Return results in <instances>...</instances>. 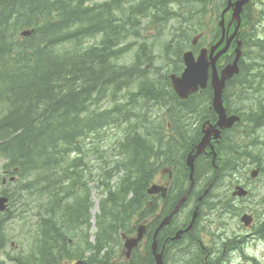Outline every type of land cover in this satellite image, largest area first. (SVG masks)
<instances>
[{
    "label": "flooded vegetation",
    "instance_id": "obj_1",
    "mask_svg": "<svg viewBox=\"0 0 264 264\" xmlns=\"http://www.w3.org/2000/svg\"><path fill=\"white\" fill-rule=\"evenodd\" d=\"M146 1V0H143ZM239 0H204L211 13H221L230 3V8L224 15L231 21L234 4ZM156 0H148L144 6H155ZM201 4V5H203ZM178 7V6H176ZM206 9V10H207ZM264 0H246L241 7L240 25L235 37L231 40L225 55L215 62V74L220 77L222 69L234 58V50L240 42L241 56L237 62L238 73L225 80L221 91V101L226 118L231 122L216 126L219 113L214 109V89L211 86V69L205 88H199L186 99H179L174 93L166 76L178 75L173 64L166 71H157L156 75L164 74V84L152 86L149 91L156 92L149 101L148 114L140 111L127 112L124 123L133 122L134 127L144 129L150 139V179L139 184L140 190L152 189L151 193H139L133 198L136 205L134 214L138 219L130 227L128 234H122V239H135L141 236L138 244L130 251L124 252L125 261L119 264H264V261L248 256L245 249L256 248L264 242V182L254 180L260 175L264 180V166L255 162L254 151L264 147ZM130 26L129 23H121ZM155 25V24H154ZM236 21H232L228 36L233 33ZM262 35L256 38V30ZM212 37L204 44L202 35L190 40L184 51H190L194 56L202 49H209L220 39V29L215 27ZM226 39V37H225ZM225 39L216 49L219 51L225 45ZM154 37H144V43L152 45ZM258 41L261 44H258ZM132 49L128 47L129 51ZM155 50V48L153 47ZM140 51L134 50L136 54ZM151 53H158V49ZM181 53V55H182ZM149 53H144L143 62L139 68L145 75L151 74ZM173 142V144H172ZM203 142L200 154L194 158L193 180L190 181L186 158L189 153L195 154V147ZM185 149L177 153L176 145ZM116 155L115 151H110ZM180 155V157H174ZM257 160L264 161L263 156ZM112 160H108V163ZM129 167V166H127ZM250 169L256 170L257 176L241 179L230 186H224L219 178L241 172L244 175ZM251 170V171H252ZM254 179V180H250ZM150 187V188H149ZM242 189L245 195L236 194ZM186 198L182 201L183 197ZM182 201V202H181ZM82 213L77 222H62L60 216H55V230L50 232L46 222L47 216L42 215L41 230L50 237L47 239L52 248L55 264L60 263L61 247L54 239L70 243L72 250L84 253L85 257L96 258L95 262L86 264H108V255L101 248V257L96 255L94 248L86 240L80 248L65 231L70 233L81 231L78 235L84 239L92 233L93 226ZM133 214V215H134ZM141 219V221H140ZM141 222V226L138 224ZM61 234V235H60ZM127 236V237H124ZM133 236V238H129ZM60 237V238H59ZM102 240H106L103 234ZM76 241V240H75ZM89 241H92L89 236ZM82 242V241H76ZM103 243V242H102ZM50 247V246H48ZM47 247V248H48ZM143 255H149L146 260ZM264 255V253H262ZM116 264V263H114Z\"/></svg>",
    "mask_w": 264,
    "mask_h": 264
},
{
    "label": "trees",
    "instance_id": "obj_2",
    "mask_svg": "<svg viewBox=\"0 0 264 264\" xmlns=\"http://www.w3.org/2000/svg\"><path fill=\"white\" fill-rule=\"evenodd\" d=\"M87 1L0 0L1 169H16V180H28V188L21 195L33 190L38 182L43 183L48 198L43 206L49 207L45 215L50 232L55 230L52 223L55 216H60L62 222L72 224L90 208L88 201L74 204L62 202L63 198H86V183L81 180L84 176L80 173L86 162L81 163L80 170H77L80 159L67 162L61 177L66 181L61 182L55 190L54 182L58 180L54 169L56 160H66L87 134L97 133L108 124L119 123L118 112L111 111L102 117L103 114L96 115L91 108L97 107L104 96L111 102L113 97L123 93L121 101L126 102L130 112H133L136 97H140L142 104L148 103L156 95L149 89L158 81L164 84L162 77L147 79L144 77L145 71L139 69L144 53L148 52L145 43L141 45L135 61L123 69L114 70V62L119 55L112 52L113 40L119 38L123 31L117 24L123 21L132 24L137 20V15H146L144 4L148 0L132 7L137 12L131 9L127 13L120 5L121 0L110 1V9L96 4L91 7ZM174 1L184 3L183 0H159L154 7L156 22L166 23L174 16L173 12H166L161 6ZM196 1L187 0V3L196 4ZM195 13L189 10V21ZM29 28L34 29L33 34L27 38L21 37L20 32ZM97 36L98 45H86L89 39ZM180 42L183 44L182 39ZM178 56L180 58V54ZM129 78L133 82L127 84ZM134 86L138 87L136 92ZM127 100H130L129 103ZM128 125L126 133L131 128L133 134L120 144L125 177L120 186L104 190L106 194L103 192L100 213L96 217L100 239L97 237L95 243L100 249L103 234L106 239L112 240L113 233L121 230L119 224L122 226L124 219L133 216L135 210L130 209L136 206L133 198L144 191L138 189L139 184L147 183L151 175L148 135L143 128H134L132 121ZM176 149L180 153L185 148L177 144ZM38 160L46 161L41 169L38 168ZM31 183L33 187L29 189ZM113 209L121 211L112 213ZM37 212L40 213V210ZM38 236L35 232L33 239ZM4 242L3 222L0 221V249L4 247ZM61 244L62 248L67 245L63 240ZM36 248L33 253L20 256L23 260L19 259V264H29L30 258L38 262L39 248L46 253L45 264L54 262L51 255L54 245L51 246L46 238L42 245L38 239ZM100 249L94 248L96 255Z\"/></svg>",
    "mask_w": 264,
    "mask_h": 264
},
{
    "label": "rangeland",
    "instance_id": "obj_3",
    "mask_svg": "<svg viewBox=\"0 0 264 264\" xmlns=\"http://www.w3.org/2000/svg\"><path fill=\"white\" fill-rule=\"evenodd\" d=\"M110 0H93L95 3H102V2H108ZM179 5V3H178ZM125 7H128V4L125 5ZM174 9V10H173ZM196 10L197 7H185L181 9L180 7H173L171 10L180 13L185 12L187 10ZM207 9V8H206ZM200 11V10H199ZM203 11L201 15L197 17H193L191 19V25L195 28H188L189 25L188 22L182 21V18L180 16H177L176 18H172L168 21V25L165 28H160L159 26H155L149 22V19L144 18L141 20V35L144 37H154L158 34V30L160 33H164L166 30L171 31L172 35H179L182 33H187L189 30H193L195 33L189 35L188 43L191 39H193L197 34L202 35V40L204 41V44L209 41V39L212 37V35L215 32V27L218 21V15L219 13H211ZM186 15V14H185ZM204 23V25H202ZM261 25L264 27V20L262 19ZM256 38H258L259 35H262V33L257 29L256 30ZM199 34V35H200ZM264 36L261 37L263 39ZM138 42H142V40H139ZM167 41H164L163 39L158 40L157 43L159 44V47L161 44L166 43ZM188 45V44H187ZM134 56V52H121L120 57L117 59V61L114 62V70L121 68L123 69L128 63L132 60ZM160 65V64H157ZM163 71V70H162ZM154 73H151L148 75V79L152 78V75ZM121 76L123 77L124 74L122 73ZM123 80L121 79V82ZM122 97L123 93L118 94ZM142 106V108H148V103L142 104L137 99L136 106L139 108V106ZM147 106V107H146ZM140 113L142 111L140 110ZM88 136L85 140H83L77 147H76V155L81 156L84 161L86 162V165L82 167L80 170L81 173L85 171H89L90 175L85 176L84 180L87 183L86 189V198L77 199V203H83L84 201H88V203L91 205L90 208V218L95 216V214L100 213V199L103 197V189L105 187L106 181L109 182L110 186H113L114 188L121 185V173H117L113 178L110 180V175H105L106 171L111 167V165L108 163V159L104 158L100 155V152L103 151L100 150L101 147L99 145H94L96 143L101 144L102 136L101 135H93ZM261 142L258 141L259 145L263 149H259L253 152L255 156V162L260 163L261 166H264V161L257 160V158L262 157L264 158V147L262 146ZM102 146V144H101ZM91 149H93L95 152L91 153ZM99 149V150H95ZM45 160H38V163L40 164L38 166L39 169L43 168V164L45 163ZM55 168L58 170V174H62L66 170V163H57L55 165ZM252 169L247 171L244 175L241 176V172H233L232 174H228L227 176L221 177L218 179L220 184L224 186H230L231 184L236 183L237 181H241V179H249V175L252 172ZM103 176H107L103 177ZM251 180V179H250ZM254 180V179H253ZM256 182H264V180L260 179V175L257 178V180H254V184ZM26 183V180L24 181ZM24 183H20V185H26ZM27 186V185H26ZM31 187H33L31 185ZM150 188V187H149ZM6 191L8 194H12L13 191V185L10 183H5L2 186L0 185V191ZM80 191H77V193ZM129 199H131V196H129ZM9 208L6 214H4L2 217H7V220L3 223V233L7 235V237L12 241L13 243L17 244L18 240L20 238H25L28 242H26L28 245L35 247L36 241L40 238V236L43 234L41 227L43 221V214H47L46 211L49 208L48 206L44 207L43 205L47 203L48 198L45 194L44 185L38 184V186H35L32 192L21 195H12L11 199H9ZM68 200V199H66ZM65 200V202H66ZM76 199H73L75 201ZM72 201V199L70 200ZM42 207H39L41 206ZM40 210V213L37 212V210ZM131 210H136V206H133L130 208ZM120 212L121 210L113 209V212ZM139 214H134L131 216L130 219H124L123 225L121 226L119 224V228H121L120 231H116L113 233V239L112 240H101L103 243L101 245V248H103V251L105 254L108 255V264H119L125 261V254L127 253L124 249V241L120 239V236L122 234H128V231L130 227L135 223V220L138 219ZM141 221V219H140ZM54 224L55 222L52 221ZM90 223L93 226L94 220L90 219ZM141 226V222L138 224V227ZM28 232V234H26ZM37 232L40 236L33 239V234ZM81 231L74 232L73 234L69 235V238L75 239L76 241H82V242H76L75 240H71L76 243L77 246L80 248H83L85 246L84 242V236L78 235ZM91 232L89 235L91 236L92 241L87 240V242L93 246L95 245V241L97 237L99 238V235L94 232V229H91ZM61 235V234H60ZM43 236V235H42ZM44 238L48 239L50 237V234L48 232H45ZM127 237V236H124ZM60 238V237H59ZM129 238H133V236H130ZM100 239V238H99ZM125 240V239H124ZM56 245L61 247L60 239H54L53 240ZM95 243V244H94ZM11 248L7 247L5 251L0 252V264H10L5 260V253L13 254V252L10 250ZM40 250H43L40 248ZM30 254V251H25L24 255ZM84 253H77L72 250L70 245H66L65 248L62 249L61 257H60V263L59 264H76L80 261H91L95 262L96 258L94 255L89 258L88 256L85 257L83 255ZM101 257V251L98 254ZM36 264H45L44 260L38 261ZM55 264V263H54Z\"/></svg>",
    "mask_w": 264,
    "mask_h": 264
},
{
    "label": "water",
    "instance_id": "obj_4",
    "mask_svg": "<svg viewBox=\"0 0 264 264\" xmlns=\"http://www.w3.org/2000/svg\"><path fill=\"white\" fill-rule=\"evenodd\" d=\"M244 2H245V0H241L238 3H236V8L233 12L232 18H236L238 20V24H239L240 8ZM226 10H228V8ZM219 24H220V27L222 29V37H221L219 43L211 48L210 55H209L210 61H208L206 50H202L199 53L196 61L194 60L191 53L188 52V53L183 54L182 58H183V61L185 64V70H184V72L180 78L172 77L173 90L180 99H185L189 94H191L192 92H195L198 89V87H200V88L205 87L208 66L211 65L212 71L213 72L215 71L214 62L216 61V59L220 55H222L226 51V48L228 47L230 40L235 35L236 30L234 31V34H232L231 37L227 40L224 49L221 50L220 52H218L213 57L212 56L213 52L220 45V43L224 37V34H225L224 23H223V14L221 15V21L219 22ZM22 35L23 36L27 35V32H23ZM239 54H240L239 50H236V55H235V58H234L232 64L227 65L221 71L220 78H218V76L216 74L212 75V86L214 89L213 106H214V109L219 113V120H218L216 126L227 125L231 122V119L226 118L224 113H223L222 105H221V101H220V93H221V90L224 86V81L226 79L232 77L234 74H236L238 72V68H237L236 64H237V61L239 58ZM202 146H203V142L198 145V147H197L198 151H196L195 155H193V156L189 155L187 160H186V166L190 169V172H191L190 173V179H192V170H193L194 158H195L196 154L199 153V150L202 148ZM255 174H256L255 172L252 173V177H254ZM150 192L151 191L148 190V193H150ZM236 194L245 195V192L242 189H238ZM183 200H184V198L182 199V201ZM6 202H7L6 198L0 197V212L5 209ZM135 242L136 241H134V243H132V244H135ZM126 248L128 250L130 249V247L127 246V244H126Z\"/></svg>",
    "mask_w": 264,
    "mask_h": 264
},
{
    "label": "bare ground",
    "instance_id": "obj_5",
    "mask_svg": "<svg viewBox=\"0 0 264 264\" xmlns=\"http://www.w3.org/2000/svg\"><path fill=\"white\" fill-rule=\"evenodd\" d=\"M132 82L133 81L129 78L127 84H130ZM96 94L97 93L95 92L94 95H96ZM96 97H97V95L94 96V98H96ZM122 98H123V95L121 97L118 94L116 95V97H113L114 102H116V107L112 111L118 112V114H119V122L125 121L127 119V112H124V111L123 112H120L122 109H121V107L119 105V101H121ZM136 99H137V97H136ZM104 101H105V103H107L106 102L107 101V98H105V96H104V99H102V101L100 103H102ZM128 101H130V100H128ZM117 109H119V110H117ZM143 257L147 260L148 257H149V255H143Z\"/></svg>",
    "mask_w": 264,
    "mask_h": 264
},
{
    "label": "clouds",
    "instance_id": "obj_6",
    "mask_svg": "<svg viewBox=\"0 0 264 264\" xmlns=\"http://www.w3.org/2000/svg\"><path fill=\"white\" fill-rule=\"evenodd\" d=\"M245 251L248 256L255 257L257 260L264 261V255H262V253H264V242L258 243L255 249L249 246L245 249Z\"/></svg>",
    "mask_w": 264,
    "mask_h": 264
}]
</instances>
